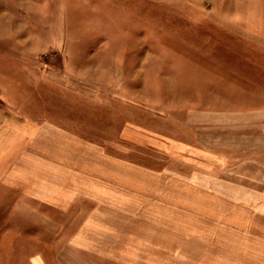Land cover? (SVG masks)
Instances as JSON below:
<instances>
[{
  "label": "rangeland",
  "instance_id": "374dc122",
  "mask_svg": "<svg viewBox=\"0 0 264 264\" xmlns=\"http://www.w3.org/2000/svg\"><path fill=\"white\" fill-rule=\"evenodd\" d=\"M0 69L23 92L10 104L75 105L83 136L158 174L196 175L179 144L215 133L246 144L227 152L237 175L264 166V0H0ZM51 71L63 87L43 83ZM227 119L228 129L210 127ZM203 165L205 176L225 178V167ZM15 198L0 195V264H30L39 252L49 264L68 260L66 238L82 216L61 213L55 233L8 207Z\"/></svg>",
  "mask_w": 264,
  "mask_h": 264
},
{
  "label": "crops",
  "instance_id": "0c3cea01",
  "mask_svg": "<svg viewBox=\"0 0 264 264\" xmlns=\"http://www.w3.org/2000/svg\"><path fill=\"white\" fill-rule=\"evenodd\" d=\"M52 71L43 83L63 87ZM9 75L0 69V195L14 194L8 207L55 233L61 213L82 216L72 222L81 227L66 236L68 260L58 259L61 264H90L72 253L77 250L90 251L96 264H158L162 254L168 264H264V166L258 176L229 167L230 148L246 145L233 132L180 142V154L196 162V175L158 174L107 155L100 142L83 136L75 127V105L10 104L6 98L23 92L11 90ZM210 127L228 129L230 121L213 120ZM205 162L225 167V178L205 176ZM30 264L49 261L39 252Z\"/></svg>",
  "mask_w": 264,
  "mask_h": 264
}]
</instances>
